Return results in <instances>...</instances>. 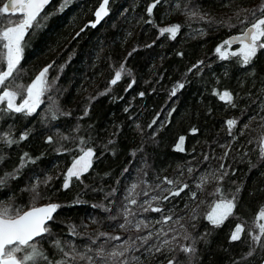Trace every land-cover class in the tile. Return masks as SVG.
I'll list each match as a JSON object with an SVG mask.
<instances>
[{"label":"trees","instance_id":"obj_1","mask_svg":"<svg viewBox=\"0 0 264 264\" xmlns=\"http://www.w3.org/2000/svg\"><path fill=\"white\" fill-rule=\"evenodd\" d=\"M153 2L109 0L108 15L91 27L102 0H71L63 10L64 0H52L28 29L13 84L23 90L51 65L53 86L31 115L0 111V137L18 141L0 139V203L21 214L61 205L50 234L37 239L52 262L89 264L71 259L87 254L96 264H261L264 236L252 237L264 223V49L243 65L216 48L251 25L264 0H160L149 15ZM173 25L174 39L160 34ZM225 90L235 106L213 94ZM228 120L237 121L231 130ZM81 149L93 150L92 167L65 189ZM221 198L236 207L215 226L207 215ZM136 218L145 223L138 233ZM237 224L245 230L232 241ZM189 246L194 253L181 250Z\"/></svg>","mask_w":264,"mask_h":264},{"label":"snow or ice","instance_id":"obj_2","mask_svg":"<svg viewBox=\"0 0 264 264\" xmlns=\"http://www.w3.org/2000/svg\"><path fill=\"white\" fill-rule=\"evenodd\" d=\"M49 3V0H9L8 3L0 6V23H3L5 18L10 16L19 15V21L13 22L8 19V26L0 27V104H6V109H0V111H8L15 113H24L25 115H31L34 113L42 102L41 97L47 91V72L48 67L44 68L35 80L27 86L26 97H21L22 102L17 104V97L19 93L11 90L10 81L14 80L19 73V65L23 53V41L28 29L32 28L34 22H37L41 12L45 6ZM71 3V0H64L61 5V10L67 7ZM160 3V0H154V2L147 8L149 15L152 14L153 9ZM109 0H102L97 11L94 13L95 22L91 23V27L96 25L108 15ZM260 17L256 16V10L251 13L252 21L251 27L243 31L241 35L232 37L230 40H226L222 45L216 48V52L221 59H227L229 55L234 57H242L240 62L243 65H249L253 58L256 57L259 49H264V6L259 9ZM180 26L173 25L170 27H164L160 29V34L170 33L171 38H175ZM233 43H239L241 48L239 52H231L225 49V45L231 48ZM195 67V66H194ZM124 72V68L121 67L119 71L115 73L112 84H116L121 79V75ZM131 87V84L129 85ZM183 84H179L178 88H183ZM214 95H218L221 101L226 102L229 105L235 106L233 103V95L231 92L225 90L222 93L214 92ZM143 95V93H141ZM175 95V90L173 91ZM237 121L228 120L227 124L229 130H231ZM193 132L196 129L192 130ZM27 138V134H22L19 139L24 140ZM5 139V142L9 145L17 143L18 141L13 139ZM51 141V138H49ZM184 137L179 138V142L176 145V150L183 151ZM82 155L75 159L71 167L67 170L65 175V182L63 187L67 189L70 186L72 178L77 180L81 178L84 173H87L91 169L93 164L94 152L92 149L83 150ZM264 151V149H262ZM27 155V153H25ZM3 158L0 157V160ZM226 174V173H225ZM6 178L0 179V185L5 182ZM167 183L171 184L172 181L168 180ZM184 187H187L185 185ZM34 190V189H33ZM184 188H181L177 192L170 193L173 196L179 195ZM219 191V190H218ZM195 196V194H193ZM168 199L167 196L163 197ZM156 199V197H153ZM136 203L135 200L132 201ZM61 207L58 204H48L41 207H32L30 210L21 212L19 210H12L8 207L0 208V264H39L40 261H45L46 264H68L67 260H61L52 262L48 260L42 249L37 247V238L43 237L45 234H50V230L47 227V222L53 219V213ZM236 207L235 198L221 200L215 204L211 212L208 213L207 219L215 226H220L234 214ZM152 211H161L159 208H154ZM167 219H171L168 217ZM258 220H264V209L259 211ZM259 229V234L252 237L253 241L260 242L261 237L264 236V223L256 225ZM121 228L124 225H120ZM139 227V225H137ZM244 226L237 224L232 232L230 239L232 241H238L241 239V234L244 232ZM103 235V234H102ZM110 239H120L114 237ZM35 241V242H34ZM165 243H168L165 241ZM55 247L63 252L65 257H70L69 252L64 251L59 241H55ZM159 250V249H157ZM185 253H194L193 247H183L181 249ZM89 252L91 249L88 250ZM112 258H117L124 255V252L113 251L109 254ZM248 255H252L251 252ZM96 256L103 259V249L101 248ZM81 260H87L89 264H96L93 257L87 254L80 255ZM71 259H76L75 256H71ZM127 264V261L124 262ZM169 264H173L169 261Z\"/></svg>","mask_w":264,"mask_h":264},{"label":"rangeland","instance_id":"obj_3","mask_svg":"<svg viewBox=\"0 0 264 264\" xmlns=\"http://www.w3.org/2000/svg\"><path fill=\"white\" fill-rule=\"evenodd\" d=\"M4 4V3H3ZM223 5H225V4H223ZM1 6H3V5H1ZM255 6V5H254ZM253 6V7H254ZM250 8H252V7H250ZM255 8V7H254ZM259 11V10H258ZM259 14V12L256 14V15H258ZM261 15V14H260ZM260 15H259V17H260ZM243 32V31H242ZM241 32V33H242ZM240 34V33H239ZM241 48V45L239 44L237 47L235 46V47H231L230 49L228 48V46L227 45H225V49H222V50H227V51H229V53H231V52H239V49ZM229 56H231V55H229ZM39 75V74H38ZM37 75V76H38ZM36 78V77H35ZM35 78L28 84V85H30L34 80H35ZM13 80H11L9 83H10V87H11V90H13V91H17L18 93H19V95H18V97H17V104H19V103H21L22 102V99H21V97H26V88H27V86L23 89V90H19L20 89V85H18L17 87L13 84ZM47 91L46 92H48V90H50L51 88H52V86H53V82H51V81H49L48 79H47ZM0 91H2V89H0ZM46 92L44 93V95L46 94ZM43 95V96H44ZM42 96V97H43ZM42 97H41V101H42ZM42 103V102H41ZM41 103L39 104V106L41 105ZM1 105V104H0ZM5 106H6V104H5ZM38 106V107H39ZM37 107V108H38ZM37 110V109H36ZM36 112V111H35ZM34 112V113H35ZM33 114V113H32ZM33 200H35V201H37V199L36 198H34ZM34 201V202H35ZM8 206V203H6V204H4V203H0V208H2V207H5V206ZM215 206V205H214ZM213 206V207H214ZM138 208V214H143V209H141L139 206L137 207ZM144 221L141 219V218H136L135 219V222L134 223H131V225H136V232L138 233L139 232V230H141V229H143V228H145V223H143ZM137 225H139V227H137ZM39 248V247H38ZM65 251H67V250H65ZM72 256H75L76 257V259H79V257H80V255H78V254H76V255H72ZM73 260H75V259H73ZM264 260V259H263ZM59 261V260H58ZM56 262H57V260H56ZM68 264H75V263H73L72 261H69V263Z\"/></svg>","mask_w":264,"mask_h":264},{"label":"water","instance_id":"obj_4","mask_svg":"<svg viewBox=\"0 0 264 264\" xmlns=\"http://www.w3.org/2000/svg\"><path fill=\"white\" fill-rule=\"evenodd\" d=\"M8 2H9V0H6V1H5V3H8ZM51 2H52V0H49V3L45 6V8L48 7V6L51 4ZM5 3H4V4H5ZM45 8H44V9H45ZM44 9H43V11H44ZM43 11H42V12H43ZM42 12H41V13H42ZM249 27H251V26H249ZM249 27H247L245 30H247ZM245 30H244V31H245ZM241 34H242V33H241ZM241 34H238V35H231V36H229V38H228L227 40H230L232 37H236V36H239V35H241ZM238 45H239V43H233V44L231 45V47H235V46H238ZM48 204H53V203H47V204L40 205V206H37V207L45 206V205H48ZM30 209H31V208H30ZM30 209H28V210H30ZM28 210H26V211H28ZM26 211H24V212H26ZM55 213H56V212H55ZM55 213H53V216L55 215ZM49 222H50V221H48L47 224H48ZM261 264H264V260L262 261Z\"/></svg>","mask_w":264,"mask_h":264},{"label":"bare ground","instance_id":"obj_5","mask_svg":"<svg viewBox=\"0 0 264 264\" xmlns=\"http://www.w3.org/2000/svg\"><path fill=\"white\" fill-rule=\"evenodd\" d=\"M249 26H251V25H249ZM249 26H248V27H249ZM240 34H241V33H240ZM237 35H238V34H237ZM228 38H229V36L227 37V39H228ZM227 39H226V40H227ZM38 240H39V239H38ZM34 242H35V241H34Z\"/></svg>","mask_w":264,"mask_h":264},{"label":"flooded vegetation","instance_id":"obj_6","mask_svg":"<svg viewBox=\"0 0 264 264\" xmlns=\"http://www.w3.org/2000/svg\"><path fill=\"white\" fill-rule=\"evenodd\" d=\"M237 47V46H236Z\"/></svg>","mask_w":264,"mask_h":264}]
</instances>
